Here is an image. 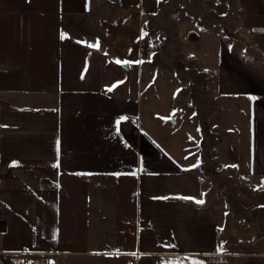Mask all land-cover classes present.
I'll return each mask as SVG.
<instances>
[{
	"label": "crops",
	"instance_id": "1",
	"mask_svg": "<svg viewBox=\"0 0 264 264\" xmlns=\"http://www.w3.org/2000/svg\"><path fill=\"white\" fill-rule=\"evenodd\" d=\"M126 1L141 26L147 19L159 27L154 39L164 50L170 0ZM236 5L253 38L247 48L264 54V0ZM90 12L91 0H0V179L3 168L19 175L0 181V264H264V248L235 246L221 235L218 198L204 189L198 160L184 164L140 129L136 93H117L131 86L129 74L104 76L106 65L113 72L128 63L111 66L77 36ZM218 49L215 105H251L250 174L264 178V104L256 97L264 93V71L226 39ZM168 54L167 68L148 69L147 90L154 93V77L173 73L185 102L187 87ZM193 91L187 102L196 105ZM119 114L135 117L158 162L121 136Z\"/></svg>",
	"mask_w": 264,
	"mask_h": 264
},
{
	"label": "rangeland",
	"instance_id": "2",
	"mask_svg": "<svg viewBox=\"0 0 264 264\" xmlns=\"http://www.w3.org/2000/svg\"><path fill=\"white\" fill-rule=\"evenodd\" d=\"M126 4V0H91V12L86 15L83 25L85 29L75 23L82 27L79 32L75 30L77 36L84 44L100 51L111 66L117 61L128 63L127 69L116 63L119 66L113 72L107 67L110 65H106L104 76L107 80L111 76V80L118 81L125 78L127 72L126 77L130 76L132 84L117 93L128 94L129 89L136 93L141 102L140 129L154 135L184 164L192 166L198 160L201 165L198 173L204 179V189L212 188L208 194L218 198L221 235L233 240L235 246L264 248V178L250 174L251 105L231 99L232 107L218 106L214 98L221 38L249 59L257 55L252 49L253 38L241 24L236 0H170L168 24L171 32L169 29L163 32V36H169L164 50L154 39L159 30L155 22L143 19L141 26L136 8H124ZM136 16L138 18L133 20L132 17ZM161 33L155 36L162 38ZM154 41L156 47H153ZM247 44L252 47L247 48ZM170 51L175 60L185 64L184 69L174 65L180 81L187 87L185 102L179 97L181 83L176 82L173 73L154 77V93L147 90L152 83L148 80L151 76L148 69L167 68ZM189 69L206 75L205 86L201 89L202 96L207 94L208 97L201 100L192 95L197 106L192 101L187 102L188 94L197 91L196 86L202 85L199 82L202 78L196 80L198 78L190 74ZM110 85L108 82V89ZM200 107L207 122L206 135L199 132L201 123L195 116H200ZM1 171L0 181L4 185L19 180V175L8 174V168ZM239 262L247 264V259L241 258Z\"/></svg>",
	"mask_w": 264,
	"mask_h": 264
},
{
	"label": "trees",
	"instance_id": "3",
	"mask_svg": "<svg viewBox=\"0 0 264 264\" xmlns=\"http://www.w3.org/2000/svg\"><path fill=\"white\" fill-rule=\"evenodd\" d=\"M240 18L241 15L239 14ZM168 30V29H167ZM169 32H171V29L168 30ZM168 36V34H167ZM167 36H164V42L162 43V45H165V41L166 39H168ZM249 50V49H248ZM260 54V55H259ZM258 57L260 60L256 59V58H247L245 54L242 53V56L246 59L249 60L253 63L258 64V66H260V68L264 71V54L263 53H257ZM174 65L177 68H185V64L184 62H182L181 60H175ZM187 70V69H186ZM190 74L196 75V77L198 79L196 80H200V78H202V81H199L202 85H205L204 81H205V73L203 74H197L194 73L192 69L188 70ZM201 85V86H202ZM201 86L198 85L197 87V91H193L192 95L195 98H201L200 96H202V89ZM263 104H264V93L262 92L261 94L256 96ZM202 99V98H201ZM124 119H121V118ZM117 120H120V124H119V133L121 134V136L134 148L138 149L140 151L141 154L152 158V160H154L153 158L157 157V154L159 153L158 148L146 137V135L139 129L137 120L135 119V117L129 115V114H119L116 116V122ZM117 126V124H116ZM201 126H202V130H203V134H207V122L204 119V115L202 116L201 119ZM155 161V160H154ZM206 163V162H205Z\"/></svg>",
	"mask_w": 264,
	"mask_h": 264
},
{
	"label": "snow or ice",
	"instance_id": "4",
	"mask_svg": "<svg viewBox=\"0 0 264 264\" xmlns=\"http://www.w3.org/2000/svg\"><path fill=\"white\" fill-rule=\"evenodd\" d=\"M64 38V34L62 33L61 34V39H63ZM97 45H92V47H96ZM118 63H119V61H117ZM109 91H111L112 89L110 88V89H108ZM121 119H124L123 117L121 118ZM120 120H117V122H116V124H117V131H119V124H120ZM59 147H60V142H59V139H57V142H56V152H57V162H56V164H54L53 165V167H56V168H58L59 167ZM17 162H13V165H15ZM195 167V166H194ZM184 199H193V198H191V197H184ZM197 203H199V204H202V203H204V201L203 200H198V201H196Z\"/></svg>",
	"mask_w": 264,
	"mask_h": 264
},
{
	"label": "water",
	"instance_id": "5",
	"mask_svg": "<svg viewBox=\"0 0 264 264\" xmlns=\"http://www.w3.org/2000/svg\"><path fill=\"white\" fill-rule=\"evenodd\" d=\"M122 66H124L125 68H128L129 67L128 64H122ZM159 158H160V154L158 153L157 154V157L156 158H153V159L158 162Z\"/></svg>",
	"mask_w": 264,
	"mask_h": 264
},
{
	"label": "built area",
	"instance_id": "6",
	"mask_svg": "<svg viewBox=\"0 0 264 264\" xmlns=\"http://www.w3.org/2000/svg\"><path fill=\"white\" fill-rule=\"evenodd\" d=\"M0 218H2V216L0 215Z\"/></svg>",
	"mask_w": 264,
	"mask_h": 264
}]
</instances>
